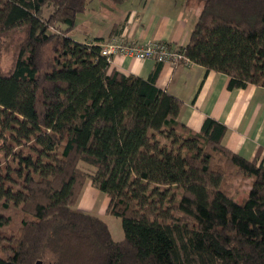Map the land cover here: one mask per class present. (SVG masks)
Instances as JSON below:
<instances>
[{"label": "trees", "instance_id": "trees-1", "mask_svg": "<svg viewBox=\"0 0 264 264\" xmlns=\"http://www.w3.org/2000/svg\"><path fill=\"white\" fill-rule=\"evenodd\" d=\"M187 1L202 4L178 46L191 63L229 89L264 87V0ZM87 3L0 0V53L3 36L23 33L0 66V264H264V163L228 149L214 118L182 123L181 99L155 84L160 65L127 75L102 39L70 38ZM87 178L120 240L74 207ZM233 178L250 179L241 201Z\"/></svg>", "mask_w": 264, "mask_h": 264}, {"label": "crops", "instance_id": "crops-1", "mask_svg": "<svg viewBox=\"0 0 264 264\" xmlns=\"http://www.w3.org/2000/svg\"><path fill=\"white\" fill-rule=\"evenodd\" d=\"M108 2L100 0L95 4L93 0H88L84 12H88L87 16L92 19L94 16L89 15L99 8L109 10L115 5ZM119 5L123 6L124 16L118 13L107 17L106 23L94 24L80 43H96L97 38L102 39V43L111 37L126 35L142 43L162 40L174 47L185 45L202 6L198 1L187 0H126ZM158 65L155 84L181 99L178 118L182 123L198 131L206 117L214 118L226 127L222 143L228 149L247 159L258 156L264 163L263 86L248 84L229 89L226 74L212 70L207 72L202 65L195 63L189 66L169 62L158 64L154 59L123 55H114L111 61L116 70L144 79ZM105 200L104 210L107 196Z\"/></svg>", "mask_w": 264, "mask_h": 264}, {"label": "rangeland", "instance_id": "rangeland-1", "mask_svg": "<svg viewBox=\"0 0 264 264\" xmlns=\"http://www.w3.org/2000/svg\"><path fill=\"white\" fill-rule=\"evenodd\" d=\"M93 1L95 2V4H98L100 0ZM122 8L123 6L119 4L113 5L112 8L109 10L99 8L98 10L89 15L94 16L92 19H89V17L87 16L88 12L78 13L75 18V25L70 31H68V36L78 42L84 41L86 34L89 32V29L94 24L106 23L108 21V19H106L107 17L114 16L118 13H121V15L124 16L125 13L122 12ZM46 12L47 10L45 11V13ZM22 35L23 33L17 30L9 35L2 37L0 66L3 70H8L12 65L13 58L15 55V46L16 43H18L19 39L22 38ZM80 166L88 171L93 170V168L86 163H80ZM233 185V188L236 187V200L241 201V199L247 195V191L250 188V179L233 178ZM92 187L94 188V186ZM92 187L90 179L87 178L83 184L82 190L74 207L84 211H93L94 213L100 214V217L103 218V220L108 224L113 239L121 238L123 232L120 217L105 213L104 207L106 205V195L100 190L96 188L93 189ZM15 211L16 209H11L10 211L12 217V224L11 226H9V228H13L12 230H15V228H17V225L19 224L20 220V216L16 215Z\"/></svg>", "mask_w": 264, "mask_h": 264}, {"label": "built area", "instance_id": "built-area-1", "mask_svg": "<svg viewBox=\"0 0 264 264\" xmlns=\"http://www.w3.org/2000/svg\"><path fill=\"white\" fill-rule=\"evenodd\" d=\"M100 53L110 63L114 55H123L136 59L150 58L162 63L192 64L180 47H174L167 41L150 40L142 43L126 35L114 36L102 42Z\"/></svg>", "mask_w": 264, "mask_h": 264}, {"label": "water", "instance_id": "water-1", "mask_svg": "<svg viewBox=\"0 0 264 264\" xmlns=\"http://www.w3.org/2000/svg\"><path fill=\"white\" fill-rule=\"evenodd\" d=\"M35 264H42L40 260L36 261Z\"/></svg>", "mask_w": 264, "mask_h": 264}]
</instances>
